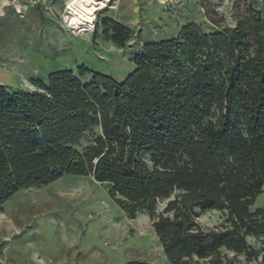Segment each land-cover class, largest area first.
<instances>
[{
	"label": "trees",
	"instance_id": "trees-1",
	"mask_svg": "<svg viewBox=\"0 0 264 264\" xmlns=\"http://www.w3.org/2000/svg\"><path fill=\"white\" fill-rule=\"evenodd\" d=\"M235 4L234 28L191 23L140 45L123 80L94 73L83 83L81 68L31 93L0 85V207L64 175L91 177L130 219L150 215L171 264H231L223 251L251 260L247 238L264 236V207L254 209L264 192V12L259 0ZM103 17L125 48L130 28ZM199 209L227 212V224L202 229Z\"/></svg>",
	"mask_w": 264,
	"mask_h": 264
},
{
	"label": "rangeland",
	"instance_id": "rangeland-1",
	"mask_svg": "<svg viewBox=\"0 0 264 264\" xmlns=\"http://www.w3.org/2000/svg\"><path fill=\"white\" fill-rule=\"evenodd\" d=\"M69 1L0 0V85L31 93L48 84L52 73L72 71L79 77L81 68L89 71L83 83H91L94 73L120 81L133 69L140 45L171 39L191 23L215 33L241 19L235 0L159 5V0H139L133 13H116L106 3L84 27L74 28L66 22ZM259 4L264 12V0ZM105 10L130 28L125 48L113 43V28L103 26ZM165 205L159 203L157 214ZM262 207L264 192L254 204ZM197 213L195 220L206 231L220 230L229 218L224 211ZM152 225L147 213L130 219L107 185L64 175L50 185L20 190L0 207V264H171ZM247 242L255 251L251 260L231 251L223 255L231 264H260L264 236Z\"/></svg>",
	"mask_w": 264,
	"mask_h": 264
},
{
	"label": "bare ground",
	"instance_id": "bare-ground-1",
	"mask_svg": "<svg viewBox=\"0 0 264 264\" xmlns=\"http://www.w3.org/2000/svg\"><path fill=\"white\" fill-rule=\"evenodd\" d=\"M109 0H70L67 4V23L71 27L81 28L96 11L106 8ZM164 3V2H163Z\"/></svg>",
	"mask_w": 264,
	"mask_h": 264
},
{
	"label": "crops",
	"instance_id": "crops-1",
	"mask_svg": "<svg viewBox=\"0 0 264 264\" xmlns=\"http://www.w3.org/2000/svg\"><path fill=\"white\" fill-rule=\"evenodd\" d=\"M138 1L139 0H115L112 8L115 7L116 9H112V10H114L116 13H126V12L133 13L137 9ZM163 1H165V0H159V2L157 4L159 5V3L163 2ZM170 2H173V0H170ZM120 3H123V5L121 8H118V5Z\"/></svg>",
	"mask_w": 264,
	"mask_h": 264
},
{
	"label": "built area",
	"instance_id": "built-area-1",
	"mask_svg": "<svg viewBox=\"0 0 264 264\" xmlns=\"http://www.w3.org/2000/svg\"><path fill=\"white\" fill-rule=\"evenodd\" d=\"M111 0H109L107 3H110Z\"/></svg>",
	"mask_w": 264,
	"mask_h": 264
}]
</instances>
